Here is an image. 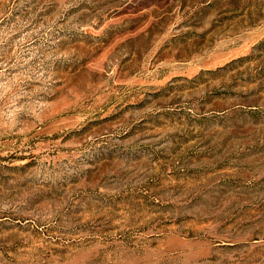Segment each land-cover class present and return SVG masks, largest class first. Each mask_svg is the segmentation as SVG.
I'll return each instance as SVG.
<instances>
[{
  "label": "rangeland",
  "instance_id": "374dc122",
  "mask_svg": "<svg viewBox=\"0 0 264 264\" xmlns=\"http://www.w3.org/2000/svg\"><path fill=\"white\" fill-rule=\"evenodd\" d=\"M0 264H264V0H0Z\"/></svg>",
  "mask_w": 264,
  "mask_h": 264
}]
</instances>
